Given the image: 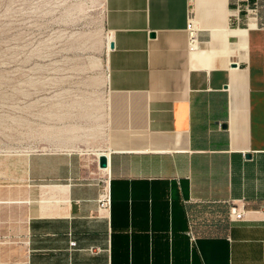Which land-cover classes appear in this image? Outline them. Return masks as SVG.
<instances>
[{"label":"crops","instance_id":"0c3cea01","mask_svg":"<svg viewBox=\"0 0 264 264\" xmlns=\"http://www.w3.org/2000/svg\"><path fill=\"white\" fill-rule=\"evenodd\" d=\"M101 2L105 125L85 149L52 140L29 156L14 199L25 264H264V10L249 22L235 0Z\"/></svg>","mask_w":264,"mask_h":264},{"label":"rangeland","instance_id":"374dc122","mask_svg":"<svg viewBox=\"0 0 264 264\" xmlns=\"http://www.w3.org/2000/svg\"><path fill=\"white\" fill-rule=\"evenodd\" d=\"M101 3L0 0V264H25L29 212L14 199L29 156L52 140L85 149L104 128Z\"/></svg>","mask_w":264,"mask_h":264},{"label":"built area","instance_id":"2783aa9c","mask_svg":"<svg viewBox=\"0 0 264 264\" xmlns=\"http://www.w3.org/2000/svg\"><path fill=\"white\" fill-rule=\"evenodd\" d=\"M235 6H236V10L238 11L244 10L246 12L247 19L249 22H251L252 20L256 21L260 16L262 10H264V3L260 2L259 0L254 3H251L249 0H235ZM187 30L189 34L190 51L193 49H199L200 46L199 28L194 19L191 18L188 21ZM96 157L99 163L100 154L96 155ZM101 169L105 170L106 173L102 180L103 188L98 199V213L105 215L109 213L112 203L111 192L109 188L110 173L108 171L109 166L107 168H101ZM244 217H245V210L243 209V207L239 206L237 203H233L230 206L229 219L232 221H238L244 219ZM189 235L192 241L194 242L196 240V237L192 229L189 231ZM72 244L74 245L75 242H73Z\"/></svg>","mask_w":264,"mask_h":264},{"label":"water","instance_id":"95a60500","mask_svg":"<svg viewBox=\"0 0 264 264\" xmlns=\"http://www.w3.org/2000/svg\"><path fill=\"white\" fill-rule=\"evenodd\" d=\"M152 36H155L154 33H152ZM114 47V43L111 42L110 43V48ZM248 157L250 156V154L247 155ZM99 163H100V167L101 168H107L109 166V158L108 155L106 153H101L100 157H99Z\"/></svg>","mask_w":264,"mask_h":264},{"label":"bare ground","instance_id":"6f19581e","mask_svg":"<svg viewBox=\"0 0 264 264\" xmlns=\"http://www.w3.org/2000/svg\"><path fill=\"white\" fill-rule=\"evenodd\" d=\"M193 50H196V49H193ZM193 50H192V51H193ZM98 150H99V149H98ZM104 150H105V149H104ZM107 151H108V150H107ZM101 152H103V151H101V150H100V151H98V153H101ZM98 153H97V154H98Z\"/></svg>","mask_w":264,"mask_h":264}]
</instances>
